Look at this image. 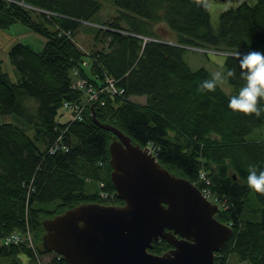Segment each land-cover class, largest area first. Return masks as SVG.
Returning <instances> with one entry per match:
<instances>
[{
  "label": "trees",
  "instance_id": "trees-1",
  "mask_svg": "<svg viewBox=\"0 0 264 264\" xmlns=\"http://www.w3.org/2000/svg\"><path fill=\"white\" fill-rule=\"evenodd\" d=\"M114 4L117 17L101 20V0H0V27L22 22L46 40L39 50L23 41L10 48L15 77L3 71L0 51V117L16 113L31 122L0 121V264H24L21 254L30 257L28 264H38L25 243H3L14 230L29 225L42 255L50 251L42 243L44 219L82 202L124 203L111 178L109 145L116 136L94 116L134 143L152 146L161 164L201 189L200 172L206 170L210 188L229 203L216 215L234 228L216 251L215 263L231 264L237 255L239 261L264 264V195L247 186L249 165L264 170V139L251 136L264 125V114L245 115L228 107L245 83L236 55L264 52V0L232 5L216 22L207 0L203 6L194 0ZM161 25L174 39L165 38ZM82 27L93 35L88 51L76 37ZM187 47L227 52L224 65L227 74L233 73L228 77L234 91L221 85L215 92L200 91L212 72L193 68L184 56ZM86 58L89 66L84 67ZM75 67L103 86L106 73L125 92L105 88L82 120H60L66 100L82 99L72 86ZM29 98L37 102L34 117ZM59 137L69 149L50 153ZM171 247L161 238L150 250L161 254ZM45 264L71 263L56 253Z\"/></svg>",
  "mask_w": 264,
  "mask_h": 264
},
{
  "label": "water",
  "instance_id": "water-1",
  "mask_svg": "<svg viewBox=\"0 0 264 264\" xmlns=\"http://www.w3.org/2000/svg\"><path fill=\"white\" fill-rule=\"evenodd\" d=\"M94 120L116 136L109 145L111 178L124 203L82 202L44 219L43 246L71 264H216V251L234 229L218 219L219 205L161 164L150 146ZM161 238L172 247L152 252Z\"/></svg>",
  "mask_w": 264,
  "mask_h": 264
},
{
  "label": "rangeland",
  "instance_id": "rangeland-1",
  "mask_svg": "<svg viewBox=\"0 0 264 264\" xmlns=\"http://www.w3.org/2000/svg\"><path fill=\"white\" fill-rule=\"evenodd\" d=\"M104 4L103 9L97 15L101 20H108L116 18L119 14L117 6L114 4V0H101ZM241 1L244 0H207V4L210 9L211 19L213 22H216L219 14L225 10L226 8L237 5ZM250 3L255 2L256 0H247ZM90 23V22H89ZM86 24V22H85ZM161 33L165 36V38L174 39L172 33L166 30V27H160ZM77 40L79 44L88 51L90 43H92L93 35L90 31L85 30V28H80L76 33ZM148 39V38H147ZM23 41L25 43L31 44L35 49L39 50L43 47L45 38L40 34L34 32L30 27L25 25L22 22H15L10 27H0V51L3 59L2 69L3 71L9 72L13 77H15V71L13 64L11 62L9 56L10 48L17 42ZM102 42V41H101ZM185 59L189 62V64L193 68H198L200 66H205L211 70V72L220 71L224 74V82L221 85L228 93H232L234 91L233 85L230 83L228 74L225 68V60L227 57V52L211 49V48H200V47H187L185 50ZM87 62L84 64V62ZM82 66H89L88 59H84L82 61ZM79 70L80 67H78ZM146 97V96H145ZM145 97L141 96H133L134 100L144 102ZM27 103L30 107V111L32 113V117L36 113L37 102L33 98H29ZM62 115H58V119L60 120H68L70 119L72 113L64 108L61 109ZM0 121H10L14 123H18L23 126H28L31 124L27 119L18 116L16 113H9L2 115L0 117ZM31 135H34L35 129H31L28 131ZM252 137H260L264 139V125L261 129L253 132L251 134ZM33 235V233H32ZM34 237V236H33ZM35 240V239H34ZM28 247V246H27ZM29 248V247H28ZM56 252L47 251L42 255H38L37 261L38 264H45L49 260H51L55 256ZM37 257V255H36ZM237 255H233L231 257V264H248L247 261H239Z\"/></svg>",
  "mask_w": 264,
  "mask_h": 264
},
{
  "label": "clouds",
  "instance_id": "clouds-1",
  "mask_svg": "<svg viewBox=\"0 0 264 264\" xmlns=\"http://www.w3.org/2000/svg\"><path fill=\"white\" fill-rule=\"evenodd\" d=\"M194 3L203 6V0H194ZM235 58L239 60L240 75L245 83L237 95L230 97L228 107L233 112L260 117L264 114V107L261 106V101H264V52L238 53ZM228 75L232 76L233 73L229 72ZM223 82L224 74L220 71L213 72L210 79L202 81L200 91L215 92ZM247 186L264 195V170H258L256 165H249Z\"/></svg>",
  "mask_w": 264,
  "mask_h": 264
},
{
  "label": "built area",
  "instance_id": "built-area-1",
  "mask_svg": "<svg viewBox=\"0 0 264 264\" xmlns=\"http://www.w3.org/2000/svg\"><path fill=\"white\" fill-rule=\"evenodd\" d=\"M87 62L85 61L84 64H86ZM74 79H73V83L72 86L75 89H80L82 87H88L89 89L92 90L91 88V83H90V79L84 75H81L79 69H75L73 71ZM74 80H77V82L74 83ZM109 83V84H108ZM114 84L116 83V80L112 77L107 76L106 77V83L104 84V86L99 87V94L101 91H104L105 88L110 89L113 93H117V94H123L125 92V88L120 89V88H116L114 86ZM97 91H92L89 95V98L87 100H85L81 105L78 104L77 102H72V101H68L65 103V109L68 111H72L74 113H72L71 117H70V122L76 121V120H81L83 119V104H85L86 106L88 104H90L91 102H94L95 100L98 99L99 94ZM151 147V150H153V147ZM68 150L69 146L64 143L61 139V137L57 138V140L54 142V144L51 146L50 148V153H55L58 150ZM200 178L205 182L204 187L202 188V192L203 194L209 198L211 201L216 202L220 208H227L229 203L227 198H222L220 195H218L217 193H215L211 188H210V184L212 183L211 178L208 176L206 170H201L200 172ZM105 196H108V193L105 192L104 193ZM3 243L4 244H20V243H25L26 246H28L29 248H31L37 255V249H36V244L34 241V237L32 235V231L29 227V225L27 226L26 230H14L10 233H8L4 238H3Z\"/></svg>",
  "mask_w": 264,
  "mask_h": 264
},
{
  "label": "bare ground",
  "instance_id": "bare-ground-1",
  "mask_svg": "<svg viewBox=\"0 0 264 264\" xmlns=\"http://www.w3.org/2000/svg\"><path fill=\"white\" fill-rule=\"evenodd\" d=\"M21 3H23V4H25L23 1H21ZM200 48H203V47H200ZM94 59H97V58H94ZM75 69H78V67H75L74 68V70ZM73 70V71H74ZM80 71V73H81V70H79ZM81 75H83V74H81ZM74 74L72 73V77H73V79H74ZM107 76H109V77H112V76H110V75H107L106 73H105V76H104V78H105V83H106V77ZM113 78V77H112ZM73 79H72V83H73ZM115 79V78H114ZM91 81H90V83H91V88H92V90L91 89H89L88 87H82V88H80L79 90L83 93V95H82V99L81 100H77V101H72V102H77L78 104H82L85 100H87V101H89L88 100V98H89V95H90V93L92 92V91H97L98 92V90H99V87H102L103 85H99V83H97L96 81H94V80H92V79H90ZM75 82H77V80H74V83ZM109 84V83H108ZM114 86L116 87V88H120V89H123L124 87H122V86H120V85H118V84H114ZM75 89V88H74ZM76 90H78V89H76ZM103 91H101L100 92V94L102 93ZM98 94H99V92H98ZM100 94H99V96H100ZM98 99H99V97H98ZM97 99V100H98ZM97 100H95L94 102H96ZM68 101H70V100H68ZM67 100L64 102V105H63V108H65V103L66 102H68ZM94 102H91L90 104H88L87 106L85 105V104H83V110H82V113H83V118H84V116H85V112H86V110H87V108L91 105V108H92V106H94ZM72 112V111H71ZM72 113H74V112H72ZM82 120V119H81ZM152 152H153V150H152Z\"/></svg>",
  "mask_w": 264,
  "mask_h": 264
},
{
  "label": "flooded vegetation",
  "instance_id": "flooded-vegetation-1",
  "mask_svg": "<svg viewBox=\"0 0 264 264\" xmlns=\"http://www.w3.org/2000/svg\"><path fill=\"white\" fill-rule=\"evenodd\" d=\"M42 243H43V241H42ZM20 257L22 258L24 264H28L29 263L30 257L27 254H21Z\"/></svg>",
  "mask_w": 264,
  "mask_h": 264
},
{
  "label": "crops",
  "instance_id": "crops-1",
  "mask_svg": "<svg viewBox=\"0 0 264 264\" xmlns=\"http://www.w3.org/2000/svg\"><path fill=\"white\" fill-rule=\"evenodd\" d=\"M46 41V40H45ZM45 43V42H44ZM141 97H145V96H141ZM145 100H146V97H145Z\"/></svg>",
  "mask_w": 264,
  "mask_h": 264
}]
</instances>
